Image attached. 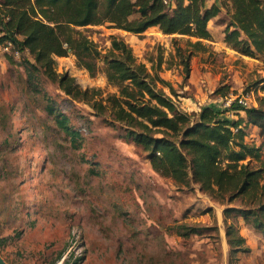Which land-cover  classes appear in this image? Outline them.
<instances>
[{
  "label": "rangeland",
  "instance_id": "rangeland-1",
  "mask_svg": "<svg viewBox=\"0 0 264 264\" xmlns=\"http://www.w3.org/2000/svg\"><path fill=\"white\" fill-rule=\"evenodd\" d=\"M226 12L221 7L212 19V40H203L208 51L191 57L188 79L176 60L166 61L176 52L173 38L182 47L195 38L154 28L131 34L108 23L83 30L103 52L112 36L122 39L148 68L161 56L160 75L175 90L179 107L196 117L203 106L223 109L228 99L241 97L257 106L264 96V82L256 84L264 78V56L242 55L223 42ZM7 53L0 46V258L5 264H264L261 233L249 225L247 232L238 214L224 212L245 200L229 202L198 184H176L155 173L141 147L126 139L123 125L102 108L116 88L101 70L92 76L73 55L55 57L56 72L74 78L92 96L75 98L41 73L29 78L23 54ZM218 88L224 94H216ZM47 103L79 133L77 145L47 112ZM225 116L237 118L235 111ZM248 135V141L262 145L264 157V135L255 127ZM229 225L249 251L229 246ZM191 227L200 233H190Z\"/></svg>",
  "mask_w": 264,
  "mask_h": 264
},
{
  "label": "trees",
  "instance_id": "trees-1",
  "mask_svg": "<svg viewBox=\"0 0 264 264\" xmlns=\"http://www.w3.org/2000/svg\"><path fill=\"white\" fill-rule=\"evenodd\" d=\"M208 0H0V46L10 42L22 56L29 78L41 73L71 97H92L81 90L74 78L59 74L55 57L73 55L78 67L90 75L101 70L107 83L116 88L102 108L124 127L126 139L141 147L152 170L176 184L195 183L229 202L242 198V207H227L264 238V157L262 145L248 141L255 127L264 135V96L257 106H242L236 100L215 108L203 106L196 117L183 111L172 85L161 75L160 56L150 68L138 62L131 47L112 36L111 47L103 52L83 28L108 23L131 34L158 27L165 35H182L186 47L172 39L171 60L182 66L183 78L190 77V59L195 52L208 51L203 40H212L208 23L226 8L229 20L223 42L236 52L264 56V0H222L210 6ZM8 55L13 56L11 53ZM14 57V56H13ZM264 82V78L256 84ZM168 89L169 93L165 91ZM264 89V86L262 87ZM222 88L215 90L221 93ZM225 97V96H224ZM58 127L77 145L79 133L55 106L46 105ZM235 111L231 120L226 112ZM242 113V114H241ZM78 148V146H77ZM190 233L200 230L190 228ZM231 248L249 251L245 238L227 226Z\"/></svg>",
  "mask_w": 264,
  "mask_h": 264
},
{
  "label": "built area",
  "instance_id": "built-area-1",
  "mask_svg": "<svg viewBox=\"0 0 264 264\" xmlns=\"http://www.w3.org/2000/svg\"><path fill=\"white\" fill-rule=\"evenodd\" d=\"M167 1L168 0H163L164 3H167ZM2 49L6 52L13 54L14 57L19 56V51L14 49L13 45L10 42H6L4 45H2ZM235 100L237 101V103L241 104L242 106L250 105V104H248V100L244 97L237 98ZM232 101H234V100H232ZM232 101L228 99L225 104L229 105Z\"/></svg>",
  "mask_w": 264,
  "mask_h": 264
},
{
  "label": "crops",
  "instance_id": "crops-1",
  "mask_svg": "<svg viewBox=\"0 0 264 264\" xmlns=\"http://www.w3.org/2000/svg\"><path fill=\"white\" fill-rule=\"evenodd\" d=\"M214 2H217V0H208L207 4H208V6H210V5H211L212 3H214ZM214 18L216 19L217 16L214 17ZM214 18H213V19H214ZM211 22H212V20H210L209 23H208V29H209V28H211V29H215L214 26H213V27L211 26ZM150 28H154V29L159 30L158 27H150ZM148 29H149V28H148ZM209 31H211V30H209ZM211 33H213V32H211ZM244 228H245L246 231L248 232V225L245 224ZM256 232H257V231H256ZM258 233H259V232H258ZM259 234H260V233H259Z\"/></svg>",
  "mask_w": 264,
  "mask_h": 264
},
{
  "label": "water",
  "instance_id": "water-1",
  "mask_svg": "<svg viewBox=\"0 0 264 264\" xmlns=\"http://www.w3.org/2000/svg\"><path fill=\"white\" fill-rule=\"evenodd\" d=\"M0 264H5L1 258H0Z\"/></svg>",
  "mask_w": 264,
  "mask_h": 264
}]
</instances>
